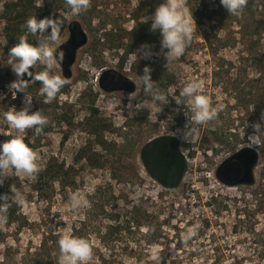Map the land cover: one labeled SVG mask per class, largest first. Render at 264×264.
<instances>
[{
	"label": "rangeland",
	"instance_id": "1",
	"mask_svg": "<svg viewBox=\"0 0 264 264\" xmlns=\"http://www.w3.org/2000/svg\"><path fill=\"white\" fill-rule=\"evenodd\" d=\"M149 2L155 5L149 13H145V0H91L90 7L80 15H72L66 3L57 10L64 23L54 49L68 38V26L73 22L81 26L87 39L76 49L69 76L62 74L59 62L52 69L68 82L52 101L55 106L47 108L48 130L41 135H22L37 153L39 166L47 160L63 163L74 173L75 183L63 187L55 177L53 189L45 197L29 190L32 178L18 176V190L24 194L26 206L21 207L19 220L0 225V264H56L59 249L46 254L40 243L49 234L60 237L65 232L89 240L93 248L90 264H264V137L254 148L257 156L252 164V182L227 184L215 174L216 166L229 153L245 145L252 147L253 141L248 138L252 128L246 126L258 121L264 110V73L250 58L241 57L239 25L228 14L221 18L213 14L202 22L194 19L197 31L190 45L167 68L160 39L146 43L149 34L134 43L119 64L123 50L129 47L132 27L147 21L150 29L149 18L163 0ZM38 3L40 0H34L35 5ZM141 3L134 16L132 10ZM219 3L203 0L202 5L213 9ZM260 7L264 10V0ZM44 17L50 15H36L38 20ZM2 25L0 17V134L4 136L0 143L15 133L3 112L24 106V94L15 96L8 88L16 78L6 64L14 44L4 37ZM104 31L111 32L109 38ZM142 44L151 46L150 59L142 58ZM255 48L264 52V29ZM219 57L225 61L221 67ZM139 59L161 64L173 75L164 93L167 104L145 94L141 74L130 66ZM104 68L129 76L135 82L134 89L100 87L98 76ZM40 70L43 66L37 65L33 74ZM25 80L34 111L46 97L40 93V82L31 77ZM194 80L201 82L202 93L219 109L218 118L203 126L194 125L197 131L189 142L179 139L187 166L180 183L167 188L147 173L140 148L161 133L178 137L187 122L186 115L191 113L186 101L177 105L175 100ZM63 111H68L69 121L60 116ZM104 123L107 126H101ZM93 124L98 126L97 131L90 129ZM204 136L208 137L207 145ZM85 177L89 178L87 187ZM75 191L89 201L88 207L70 208L69 197ZM133 215L142 216L140 227L130 222L125 228V219ZM110 221H115L116 227L103 233ZM196 225L197 235L184 244L181 234Z\"/></svg>",
	"mask_w": 264,
	"mask_h": 264
},
{
	"label": "clouds",
	"instance_id": "2",
	"mask_svg": "<svg viewBox=\"0 0 264 264\" xmlns=\"http://www.w3.org/2000/svg\"><path fill=\"white\" fill-rule=\"evenodd\" d=\"M65 3L72 15H80L90 7L91 0H65ZM42 4L43 0H40L37 6L41 7ZM187 4L188 0H163L149 18L152 21L150 30L159 31L161 35V53L166 61V68L185 53L192 41L193 33L197 31L195 20ZM220 4L229 15H240L247 6L248 0H220ZM2 10L3 6L0 5V11ZM21 27L26 28L27 32L20 35L18 42L9 50L6 64L10 66L16 77L10 82L8 88L14 91L15 96L17 93L24 94L22 101L24 106L20 110L14 106L10 107L2 114L15 133L10 135V139L0 143V186L12 175L10 169L16 176L26 175L32 179H35L41 171L37 163V153L25 142L22 134L28 129H35V133L40 135L48 124V118L40 111L31 110L32 97L25 91L28 81L24 79L25 74L40 82V93L46 97L44 103H51L68 82L52 72L55 65L63 60V54L56 55L54 49V45L59 43L63 21L50 17L38 20L36 16H31ZM29 35L37 36L36 44L29 42ZM139 52L144 59H150L153 55L151 46L148 44H142ZM37 65L43 66V70L33 74L30 69L36 68ZM151 72V67L146 65L143 74L140 75L144 92L146 95H151L155 101L167 104L169 102L167 96L155 86V81L151 79ZM175 101L177 105L186 101L191 113L186 115L187 122L178 135V139L183 143L189 142L197 131L194 125L203 126L218 118L219 109L213 106L207 95L202 93L201 82L194 80L187 83ZM246 127L252 128V133L248 136L253 141L252 147L258 148L260 145L257 141L264 137V110L261 111L258 121ZM88 183L89 178L85 177L86 187ZM10 192L12 195L0 194V225L7 223L10 201L18 207L26 206L25 196L20 190L11 185ZM69 201L70 208L73 210L89 206V201L80 191L71 193ZM66 220L67 218L65 222ZM198 228L199 225L188 228L181 234V241L184 244L191 241L197 235ZM58 246L59 256L56 264H90L93 259V248L89 240L74 236L71 232L60 235Z\"/></svg>",
	"mask_w": 264,
	"mask_h": 264
},
{
	"label": "trees",
	"instance_id": "3",
	"mask_svg": "<svg viewBox=\"0 0 264 264\" xmlns=\"http://www.w3.org/2000/svg\"><path fill=\"white\" fill-rule=\"evenodd\" d=\"M148 3L145 7V13H149L153 11L155 8V5H151L152 2H149V0H145V3ZM262 0H248V4L243 10V12L240 15H229L226 10L222 7V5L219 3L216 8L209 9L205 4L202 5L203 0H188V8L191 10L193 18L197 22H202L205 18L211 17L213 14H219L218 17L221 18L224 15L230 16L232 20H235L238 22L239 25V33L242 43V58L247 57L252 60V63L260 70L261 73H264V52L259 51L257 48H255V45L258 42V36L261 29H264V10L260 7ZM65 0H43V4L41 7H38L34 4V0H4L2 2L3 10L0 11V17L3 19V25H2V32L4 34V37L14 45L18 42V37L20 35H24L27 32L26 28L21 27V25H24L26 20L31 16H36L40 13H43L45 15L49 14L50 18H59L64 23L63 15L57 12V10L64 5ZM142 6V3L139 4L135 9L132 10V13L134 16L139 13V8ZM134 10L137 11L134 12ZM228 14V15H227ZM147 23L139 21L136 25L132 27L130 30L133 34L128 35L131 37L130 41L128 42V48H125L119 58V64H123L127 57V53L130 48H132L133 44H137L140 39H144L147 37V34H149V39L145 40L146 43H150L151 41H154L155 39L161 41V35L159 31L153 32L150 29L147 28ZM111 32L104 31V34L106 38H109V34ZM29 42L36 44L37 43V36H28ZM210 44V42H209ZM211 46V45H210ZM220 61L219 66L225 64L224 58L219 57ZM150 66L152 69L151 72V79L155 81V86L160 89L163 93L167 94V86L172 82L173 75L168 72L167 70H164L161 64H155L152 61H142L137 60L135 63H131L130 66L132 69L137 71L139 74H143V69L145 66ZM55 102L51 103H41V105H38L34 111H40L42 115H47V108L48 107H54ZM92 111L96 112L97 109L95 107H91ZM62 118L69 121V114L68 111H63L60 115ZM49 121L48 124L44 127L41 134L45 133L46 130L49 128ZM101 126L105 127L107 124H102ZM93 131L98 130V126L96 124H93L90 128ZM27 134L35 133V129H28L26 130ZM40 134V135H41ZM4 137L3 134H0V138ZM66 137V134L63 135V138ZM98 139L105 145V141L98 135ZM215 137H217V134L215 133ZM26 139V138H25ZM205 141L208 142V137L204 136ZM26 143H29L25 140ZM104 162H102V165ZM41 171L38 173L35 179H33V182H31L28 186H30L29 190L32 189L36 192L39 196H48L49 191L53 189L52 182L54 181L55 177H58V181L61 184V186L74 184V173L69 169L65 168L64 164H58L53 163L51 160H47L42 166H40ZM14 185L17 189L21 186V182L18 179V176L12 175L10 179H6L4 184L0 186V194H9L12 195L10 192V186ZM11 206L8 210V220L6 224H9L13 221L19 220L21 216V207H18L14 202L10 201ZM145 215V214H144ZM146 217V216H145ZM142 216L133 215L131 218L127 217L125 219L126 224H124L125 228H129L131 224H135L138 228L141 225ZM116 227L115 221H110L104 225L103 233H110L112 232V228L114 229ZM148 235L151 234L149 231L147 233ZM54 237H57L59 239V235L49 234L47 237L43 238L40 243L41 251L49 254L51 252L57 253L58 248V242L57 239ZM50 239V243L48 244V240Z\"/></svg>",
	"mask_w": 264,
	"mask_h": 264
},
{
	"label": "water",
	"instance_id": "4",
	"mask_svg": "<svg viewBox=\"0 0 264 264\" xmlns=\"http://www.w3.org/2000/svg\"><path fill=\"white\" fill-rule=\"evenodd\" d=\"M75 28L80 33V39L75 38ZM69 30L68 38L55 49L56 55L63 54V60L59 63L64 76L71 74L70 64L75 59L76 49L87 39L85 31L77 22L69 24ZM30 71L33 72V68ZM24 78L29 77L25 74ZM98 79L104 89L113 85L116 89L133 90L135 87L133 79L114 68L102 69ZM117 81L119 82L115 84ZM233 156L244 160L243 173L251 175L252 164L257 156L255 149L245 145L235 151ZM140 159L147 173L167 188L176 187L180 183L187 166L186 157L180 148V140L172 133H161L146 140L140 148ZM240 169L241 165L238 160L230 162L223 160L215 168V174L224 181H232L237 177ZM248 181L251 182L252 177Z\"/></svg>",
	"mask_w": 264,
	"mask_h": 264
},
{
	"label": "flooded vegetation",
	"instance_id": "5",
	"mask_svg": "<svg viewBox=\"0 0 264 264\" xmlns=\"http://www.w3.org/2000/svg\"><path fill=\"white\" fill-rule=\"evenodd\" d=\"M69 27V26H68ZM75 30V38L76 39H80V33L78 32V29L77 28H75L74 29ZM119 81H117L115 84H117ZM98 83H99V79H98ZM99 85H100V83H99ZM100 87H102L101 85H100ZM103 88V87H102ZM105 89H107V90H112V89H116V88H114V85L112 86V87H109V88H105ZM240 148V147H239ZM239 148H237V149H235L233 152H231V153H229L223 160H224V162H230V161H234V160H238L239 161V163H240V165H241V169H240V172H239V174L237 175V177H235V179H233L232 181H224V180H222V179H220V178H218L219 180H221L222 182H225V183H227V184H244V183H250L248 180H249V178L250 177H252V174L251 175H248V174H244L243 173V167H244V164H243V161L244 160H242V158L240 159V158H237V157H235V156H233V153L235 152V151H237ZM244 159V158H243ZM222 160V161H223ZM221 161V162H222ZM220 162V163H221ZM219 163V164H220ZM218 164V165H219ZM217 165V166H218ZM216 166V167H217ZM252 181H253V177H252ZM251 181V182H252Z\"/></svg>",
	"mask_w": 264,
	"mask_h": 264
},
{
	"label": "built area",
	"instance_id": "6",
	"mask_svg": "<svg viewBox=\"0 0 264 264\" xmlns=\"http://www.w3.org/2000/svg\"><path fill=\"white\" fill-rule=\"evenodd\" d=\"M183 152V151H182ZM184 154V153H183ZM185 155V154H184ZM185 157H186V155H185ZM186 161H187V157H186Z\"/></svg>",
	"mask_w": 264,
	"mask_h": 264
}]
</instances>
